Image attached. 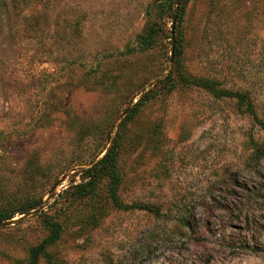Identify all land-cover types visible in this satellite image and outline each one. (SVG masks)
<instances>
[{"label":"rangeland","instance_id":"obj_1","mask_svg":"<svg viewBox=\"0 0 264 264\" xmlns=\"http://www.w3.org/2000/svg\"><path fill=\"white\" fill-rule=\"evenodd\" d=\"M172 43L186 75L248 91L264 122V0H0V210L41 199L64 225L54 264H264V130L235 100L169 91ZM117 135L120 199L156 214L113 207L108 181L77 200ZM49 234L39 213L0 228V264Z\"/></svg>","mask_w":264,"mask_h":264},{"label":"trees","instance_id":"obj_2","mask_svg":"<svg viewBox=\"0 0 264 264\" xmlns=\"http://www.w3.org/2000/svg\"><path fill=\"white\" fill-rule=\"evenodd\" d=\"M175 3V0H171ZM175 17V16H174ZM173 17V18H174ZM179 23L182 21V17H178ZM175 21V22H176ZM175 28V27H174ZM157 31L155 26L149 27V29L139 37V45L142 48H145L146 44L151 43ZM173 45L174 58L172 57L173 63L176 67L177 81L174 82L172 78H168L172 83L167 82L169 85V91L174 90L177 87V84H180L184 87H196L198 89L204 90L215 98L218 99H231L235 100L237 110L240 113L250 116L261 128L264 130V122L261 121L257 114L256 105L254 103L253 98L251 97L248 91H233L229 89H224L219 86V84L211 79L203 78V77H194L190 75H186L182 70V60L180 58L181 50ZM164 81L163 83H165ZM154 91L143 95L138 102L134 105V108H130L127 112H129V117L134 114L136 111H139L149 100L154 98ZM254 146V150L259 154L257 158H260L264 153V149L256 145V143L252 142ZM121 141L120 135L114 140V144L104 150L105 155L99 159L94 161L91 164V167L86 169L83 173L86 174L85 178L81 185H77L76 191L77 200L81 198H86L89 200H94L93 198L98 195L97 188L102 183L108 181V187L106 188L107 192V200L111 203V205L119 210L124 212H129L133 210H148L153 213H157L155 209L149 207L147 205H138L136 203L126 204L121 201L119 196V190L122 184V175L119 168L120 157L122 155V149L120 148ZM102 152V154L104 153ZM256 155V154H255ZM68 191H66V194ZM43 202L41 199H33L22 205L17 209L11 210H0V222L14 219L16 216L24 215L30 211L38 210L39 208H43ZM94 213L87 217V220L92 224H97L98 220L101 219L99 214V210L94 208ZM39 215L43 219L44 226L50 231L49 236L39 245L33 247L29 253V259L27 264H37L40 259H44L47 264H54L53 255L50 252V248L53 247L62 237L64 231V225L59 221H56L53 215L45 212L44 209L37 211Z\"/></svg>","mask_w":264,"mask_h":264},{"label":"water","instance_id":"obj_3","mask_svg":"<svg viewBox=\"0 0 264 264\" xmlns=\"http://www.w3.org/2000/svg\"><path fill=\"white\" fill-rule=\"evenodd\" d=\"M104 155H105V152L102 154V156L99 159H101ZM59 184H60V181L57 183V185H59ZM39 210H41V208H39L38 210L30 211V212H28V213H26L24 215H21V216H19V218H14V219H11V220L2 221V222H0V228L16 225V224L24 221L28 217L32 216L34 213H36Z\"/></svg>","mask_w":264,"mask_h":264}]
</instances>
